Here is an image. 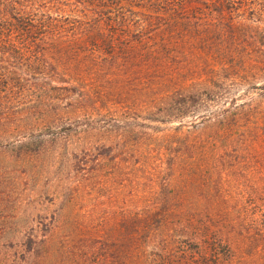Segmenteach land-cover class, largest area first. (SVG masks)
<instances>
[{
    "label": "trees",
    "instance_id": "1",
    "mask_svg": "<svg viewBox=\"0 0 264 264\" xmlns=\"http://www.w3.org/2000/svg\"><path fill=\"white\" fill-rule=\"evenodd\" d=\"M263 20L264 0H0V159L63 124L136 161L120 237L87 241L94 264H264V107L230 96L264 76ZM129 121L164 139L111 154Z\"/></svg>",
    "mask_w": 264,
    "mask_h": 264
},
{
    "label": "rangeland",
    "instance_id": "2",
    "mask_svg": "<svg viewBox=\"0 0 264 264\" xmlns=\"http://www.w3.org/2000/svg\"><path fill=\"white\" fill-rule=\"evenodd\" d=\"M263 84L264 76L254 81L250 90L242 87L230 96L236 97L237 104L262 108L264 90L254 87ZM111 106L117 112L134 111L126 102ZM64 112L68 113L67 110ZM126 115L135 118L137 114L126 112ZM79 118L86 123L85 115H79ZM129 122L134 126V136L106 147L113 151L111 154H122L119 147L127 142L136 147L139 143L150 147L164 139L158 134L161 136L155 141L156 132L140 131L135 127V121ZM177 125L172 123L160 129L162 133H168ZM205 127L200 124L198 130L190 128V131L193 135L205 133ZM78 132L60 124L55 134L66 138L58 140V135L51 142L48 138L51 132L36 131L40 138L44 137L45 143L33 148L29 152L30 158L0 159V166L4 167L0 175L7 185L0 193V264H94L93 258L102 255V250L99 246L94 248L98 244L87 245L88 239L114 232L120 237L116 224L128 209L132 210L133 198L131 190L124 187V179L134 174L136 161L105 156L108 153L97 147L101 140H93L92 134L80 135ZM40 217L44 225H38ZM28 235L40 244L23 258L17 252L18 246Z\"/></svg>",
    "mask_w": 264,
    "mask_h": 264
}]
</instances>
